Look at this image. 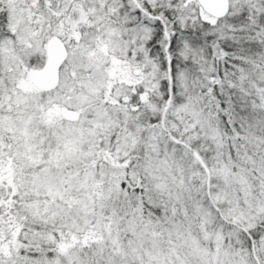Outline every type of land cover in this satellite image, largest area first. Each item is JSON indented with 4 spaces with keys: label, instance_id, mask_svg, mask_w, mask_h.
<instances>
[{
    "label": "snow or ice",
    "instance_id": "obj_1",
    "mask_svg": "<svg viewBox=\"0 0 264 264\" xmlns=\"http://www.w3.org/2000/svg\"><path fill=\"white\" fill-rule=\"evenodd\" d=\"M0 264H264V0H0Z\"/></svg>",
    "mask_w": 264,
    "mask_h": 264
}]
</instances>
